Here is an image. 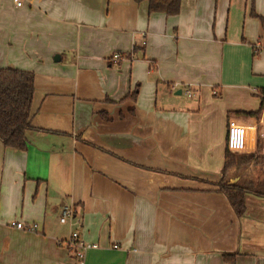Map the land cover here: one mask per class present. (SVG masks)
Wrapping results in <instances>:
<instances>
[{
  "label": "crops",
  "instance_id": "0c3cea01",
  "mask_svg": "<svg viewBox=\"0 0 264 264\" xmlns=\"http://www.w3.org/2000/svg\"><path fill=\"white\" fill-rule=\"evenodd\" d=\"M261 20L264 0H182L176 17L0 0V69L35 76L27 149L0 141V264H78L74 232L98 245L85 264H264ZM227 148L254 160L223 176ZM221 181L249 189L242 217Z\"/></svg>",
  "mask_w": 264,
  "mask_h": 264
},
{
  "label": "trees",
  "instance_id": "16d2710c",
  "mask_svg": "<svg viewBox=\"0 0 264 264\" xmlns=\"http://www.w3.org/2000/svg\"><path fill=\"white\" fill-rule=\"evenodd\" d=\"M148 1L150 14L162 13L169 17H176L181 10L182 0ZM261 21L264 32V21ZM34 92L35 76L33 73L8 68L0 69V141L5 148L18 151L27 149V132L33 129L31 121ZM257 96L260 99L262 109L264 106V89L258 91ZM131 98L135 99V96ZM228 115L259 118L261 110L255 113L232 112ZM260 148L261 142L259 140L258 149ZM253 160V156H237L232 154L227 148L223 176L231 168L239 169L250 164ZM215 186L218 188V192L226 196L236 215L242 217L246 211L245 196L249 189L238 185H228L224 181L215 184ZM259 195L264 196L263 194ZM229 259H234V256H225V260Z\"/></svg>",
  "mask_w": 264,
  "mask_h": 264
},
{
  "label": "built area",
  "instance_id": "2783aa9c",
  "mask_svg": "<svg viewBox=\"0 0 264 264\" xmlns=\"http://www.w3.org/2000/svg\"><path fill=\"white\" fill-rule=\"evenodd\" d=\"M36 0H15V3L18 7H23L25 4L32 5L33 2ZM216 94V92H214ZM186 95L188 97H194L195 92L191 89L186 91ZM75 212L72 207H64L61 223H66L69 220H74ZM9 226L12 228H15L17 230L22 231H28V232H36L38 229V226L35 224L26 225L22 222L18 221H12L9 223ZM67 246L72 250L74 258L76 259L78 264H85L86 255L88 251L98 249V245L96 244H89L84 242L81 238L78 232H74L71 234V236L66 241ZM117 248V246H115Z\"/></svg>",
  "mask_w": 264,
  "mask_h": 264
},
{
  "label": "rangeland",
  "instance_id": "374dc122",
  "mask_svg": "<svg viewBox=\"0 0 264 264\" xmlns=\"http://www.w3.org/2000/svg\"><path fill=\"white\" fill-rule=\"evenodd\" d=\"M34 3V2H33ZM262 184H264V179H260V182H259V185H262Z\"/></svg>",
  "mask_w": 264,
  "mask_h": 264
},
{
  "label": "water",
  "instance_id": "95a60500",
  "mask_svg": "<svg viewBox=\"0 0 264 264\" xmlns=\"http://www.w3.org/2000/svg\"><path fill=\"white\" fill-rule=\"evenodd\" d=\"M57 59V58H56ZM181 94V92H179Z\"/></svg>",
  "mask_w": 264,
  "mask_h": 264
}]
</instances>
